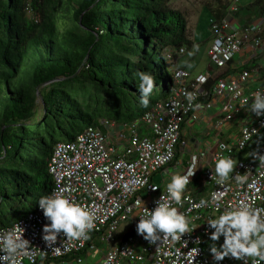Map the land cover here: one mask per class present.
Returning <instances> with one entry per match:
<instances>
[{
    "label": "built area",
    "instance_id": "2783aa9c",
    "mask_svg": "<svg viewBox=\"0 0 264 264\" xmlns=\"http://www.w3.org/2000/svg\"><path fill=\"white\" fill-rule=\"evenodd\" d=\"M236 1H228L224 17L219 20L212 17L209 21V68L222 72L210 89L206 88L212 79L209 73L204 74L206 79L201 83L189 71L173 67L177 58L185 55V47L168 49L165 57L168 58L173 83L165 101L157 103L134 124L124 126L103 121L104 132L87 127L74 141L54 146L48 162L52 191L64 189V194L74 202L90 209L95 216L94 226L86 239L72 241L67 251L61 248L57 255L52 246L62 247L61 240H66V236L60 233L54 245L45 244L42 226L48 221L38 207L25 219L13 224L23 229L22 236L29 241L31 248L29 256L18 258L19 264H103L109 252L112 253L110 264H187L184 257L192 249H197L191 252L193 264H214L208 251L211 243L209 233L213 229L208 228L206 219L241 201L264 210V167L258 161L254 163L238 157L254 141L258 143V151L264 152V126L261 124L264 115L256 116L247 109L253 93H264V78L260 73L264 61L263 21L241 25L235 17L239 10ZM244 49L249 53L241 63L237 59ZM177 72L182 74L177 76ZM184 91L195 94L192 106L183 96ZM242 100L247 103L241 104ZM217 101L222 103L221 118L215 128H223L235 120H240L241 124L232 143L218 142L213 151H198L184 166L186 171L192 164V157H196L193 173L182 194V200L184 196L188 199L177 207L186 216L194 217L192 223L197 226L175 242L169 239L149 244L136 232L139 219L136 214L143 207L149 210L154 207V198L161 194V188L168 180L163 176L164 172L170 169L177 154L186 148L188 142L182 136L183 126L200 119L194 105L202 104L205 110H209ZM140 124L148 130L146 135L141 134ZM124 131L128 134L125 135ZM245 133L247 140H244ZM119 139L123 142L119 143ZM220 154L231 156L237 162L233 173L222 185L216 183L214 176L211 178L214 158ZM203 161L206 164L201 167ZM245 171L247 180L237 185L231 177ZM157 175L161 177L159 184L155 183ZM152 185L156 188L153 189ZM213 194L218 197L216 203L219 208L209 202ZM201 199L206 201L205 205L194 207ZM124 222H128V227L117 237ZM12 226L2 228L0 232ZM222 241L221 235L214 243L219 246ZM95 250L100 252V259L93 263L84 262L82 254L85 252L86 259L89 252ZM215 264H251V258L225 257ZM257 264H264V261L258 260Z\"/></svg>",
    "mask_w": 264,
    "mask_h": 264
},
{
    "label": "trees",
    "instance_id": "16d2710c",
    "mask_svg": "<svg viewBox=\"0 0 264 264\" xmlns=\"http://www.w3.org/2000/svg\"><path fill=\"white\" fill-rule=\"evenodd\" d=\"M172 1L0 0V229L25 219L38 197L52 192L48 162L56 144L87 127L104 132L103 121L134 124L169 97L165 52L194 45ZM228 5L210 9L212 17H224ZM61 7L73 28L59 29ZM235 17L243 26L263 21L264 37V0ZM137 70L153 76L146 106ZM260 73L264 78V66Z\"/></svg>",
    "mask_w": 264,
    "mask_h": 264
},
{
    "label": "clouds",
    "instance_id": "9594fccd",
    "mask_svg": "<svg viewBox=\"0 0 264 264\" xmlns=\"http://www.w3.org/2000/svg\"><path fill=\"white\" fill-rule=\"evenodd\" d=\"M64 23H67L66 21ZM219 43V42H217ZM196 47L195 45L193 46ZM183 51V49H181ZM187 55L191 57L192 51H188ZM167 61V57H164ZM186 68H192L190 61H183ZM177 72L176 75H181ZM186 74V73H183ZM133 76L138 79L136 87L139 91L140 103L146 106L149 102V95L153 90V76L145 71H135ZM206 79L204 74L195 76V80L203 82ZM189 106L195 99L192 91H184ZM247 103L242 100L241 104ZM199 107V104L194 105ZM247 109L256 116L264 115V93L257 91L252 94L251 103L247 104ZM264 126V121L261 122ZM247 133L244 140H247ZM243 146V141L241 142ZM252 159L259 162L264 167V152L258 150L250 151ZM196 157H192V164L182 174L175 172L170 174L169 179L161 188V194L154 198V207L149 210L146 207L141 208L136 214L139 217L136 224V232L143 236L149 244H156L157 241L171 240L177 241L182 234L190 233L197 225L192 223L194 217H188L184 212L179 211V205L183 204L188 197L184 193L185 186L188 184L189 177L193 173V166ZM237 162L231 156L217 155L214 158L212 166L211 178L214 176L217 184H224L229 178V174L233 173ZM203 166V165H202ZM237 185L243 184L247 180V171L244 173H235L231 177ZM127 187V185H125ZM155 189L156 186L152 185ZM64 189H54L51 193L38 197L36 204L42 210L43 216L48 223L42 226V239L46 245H54L57 236L63 233L66 240H61L62 247L52 246V251L57 255L61 253V248L67 251L72 241L78 239H86L87 233L93 228L95 216L94 213L76 203L73 199L64 194ZM218 197L213 194L209 201L215 208H219L216 203ZM205 200L201 199L198 204L193 206H204ZM208 228L213 229L209 233L211 243L208 251L212 255V261L217 262L225 257L245 260L251 258V264H257L264 261V210L254 208L250 204L241 201L234 207H225L218 215L206 219ZM207 231V229H205ZM23 229L19 225H13L9 230L0 232V264H19L18 258L21 256H29L31 248L29 241L22 236ZM223 236L222 243L217 246L214 241ZM199 237H197V242ZM158 246V245H157ZM192 249L185 257L184 262L193 264L194 256L191 254ZM177 257L180 256L179 250L176 251ZM112 253H108L103 264H110Z\"/></svg>",
    "mask_w": 264,
    "mask_h": 264
},
{
    "label": "rangeland",
    "instance_id": "374dc122",
    "mask_svg": "<svg viewBox=\"0 0 264 264\" xmlns=\"http://www.w3.org/2000/svg\"><path fill=\"white\" fill-rule=\"evenodd\" d=\"M228 1L230 0H173L170 6L182 12L188 22V33L190 37L191 35L194 34L193 30V25L191 24L193 22V16H198L199 12H201V21L198 24L197 31L195 33V42L194 45L196 46L195 48L192 46V48H187L188 51H192L193 55L189 57L186 54V59L187 61H190L193 65L192 68H188L192 73H200V72H205L207 65L210 63L209 58H208V49L211 45V38L208 33V26H209V21L212 18V15L210 13V9H217L220 5L225 6ZM255 0H237L236 1V6L238 8L247 6L251 3H253ZM66 5V4H65ZM67 6V5H66ZM69 7V5H68ZM194 13V14H193ZM192 20V21H191ZM67 23H64V22ZM74 25V19H72V15L70 13H65L63 11V8H60V13H59V22L58 26L59 29L61 30H66L73 28ZM58 35V34H57ZM56 35V36H57ZM181 66H185L184 63L181 64ZM263 66H264V61H263ZM170 69V68H169ZM171 72V70H169ZM140 128L143 131V134L148 133V130L144 125H140ZM124 134L127 135L128 133L124 131ZM122 143V139H119V143ZM258 143L256 141L252 142L248 148L244 149L241 151V154L239 155V159H243L245 161H254L256 163V160L252 159L250 156V151L252 150H258ZM160 175H157L155 177V183H160ZM128 227V222H124L121 224L120 229H119V234L117 237H119L122 232L126 230ZM101 254L98 250L95 251H90L89 254L87 255V258L82 257L84 262L88 263H93L96 262L100 259ZM52 264H61V262H53Z\"/></svg>",
    "mask_w": 264,
    "mask_h": 264
},
{
    "label": "crops",
    "instance_id": "0c3cea01",
    "mask_svg": "<svg viewBox=\"0 0 264 264\" xmlns=\"http://www.w3.org/2000/svg\"><path fill=\"white\" fill-rule=\"evenodd\" d=\"M194 14V13H193ZM201 12H199L198 16H193V22L191 23L193 25L194 34L191 35V40L193 43L195 42V33L197 31L198 24L201 21ZM192 21V20H191ZM194 46V45H193ZM188 50L186 51L185 55L180 56L177 58V62L174 64L173 67L185 69L191 73V76L195 78L198 74H207L211 76V80L214 81L220 73L216 69H210L209 64L207 65L205 72L200 73H192L188 68L185 66H181L183 64V61L186 59V54ZM248 51L243 50L241 54L238 56L237 61L243 63L244 60L248 56ZM221 102L217 101L209 110H205L202 106V104H199V107H197L198 112L200 114V119L198 121H189L187 122L182 129V136L184 139L187 140L188 144L186 148L182 151H180L174 163L170 167V169L166 170L163 174L167 179H169L170 174L175 172L182 173L184 171V166H186L188 160L190 159V156L195 154L198 151H204V150H210L213 151L215 149V146L218 142H226V143H232L235 137V134L238 130V127L241 124L240 120H235L231 123H227L224 125L223 128H215L214 125L216 122L221 118L220 117V107ZM142 135L143 134L142 129L140 130ZM201 167L205 166V161L201 162Z\"/></svg>",
    "mask_w": 264,
    "mask_h": 264
}]
</instances>
